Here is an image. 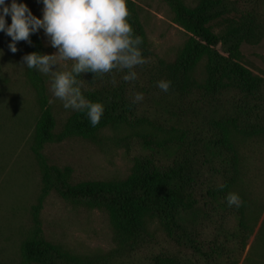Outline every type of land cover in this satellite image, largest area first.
Masks as SVG:
<instances>
[{
    "label": "trees",
    "instance_id": "16d2710c",
    "mask_svg": "<svg viewBox=\"0 0 264 264\" xmlns=\"http://www.w3.org/2000/svg\"><path fill=\"white\" fill-rule=\"evenodd\" d=\"M164 1L189 33L187 42L174 61L154 59L136 0H127L129 23L134 36L143 38L139 47L147 63L134 69L135 81L123 80L127 70L78 77L86 99L105 106L95 127L77 110L56 133L46 77L27 68L42 110L31 145L42 185L20 264H264V220L253 244L258 251L244 257L255 231L249 211L260 200L246 150L264 146V78L243 64L241 51L243 44L264 37V0ZM30 41V53L44 54L40 34ZM202 61L203 81L197 77ZM161 80L171 81L167 92L158 87ZM136 93L144 95L139 103H133ZM122 125L133 130L122 139L141 151L126 179L73 182L72 169L49 163L44 153L48 143L72 136L95 139L100 130ZM52 191L106 211L115 246L80 255L48 240L41 211ZM230 192L240 196V207L228 205ZM154 222L161 236L152 230Z\"/></svg>",
    "mask_w": 264,
    "mask_h": 264
},
{
    "label": "rangeland",
    "instance_id": "374dc122",
    "mask_svg": "<svg viewBox=\"0 0 264 264\" xmlns=\"http://www.w3.org/2000/svg\"><path fill=\"white\" fill-rule=\"evenodd\" d=\"M12 0H5L11 5ZM26 3L32 14L43 17V0H17ZM140 19L144 25L147 47L156 60L174 61L189 38V33L174 19L171 7L164 0H136ZM10 25L11 21L6 20ZM41 35L45 52L58 49L50 44L43 28ZM12 38L0 31V264H20L23 260V243L34 227L32 205L38 200L42 173L36 156L31 151L33 133L41 115L38 94L27 78L23 57L30 53L27 41L16 42L17 51L10 50ZM242 62L255 76L264 78V37L256 44H243ZM205 61L197 68V77H206ZM66 65V66H65ZM54 67H58L54 66ZM72 62H63L58 71L71 70ZM45 75V74H44ZM49 103L55 116V132H60L68 118L77 110L65 109L63 102L52 92L53 77L45 75ZM133 130L122 125L100 130L95 139L72 136L59 142L48 143L44 153L49 163L72 169V181L126 179L140 155L134 141L122 139ZM248 146L250 169L255 178L253 189L258 200L250 209L255 231L249 240L244 257L253 248L259 228L264 220V146ZM43 229L48 240L80 255H94L115 246L113 228L108 213L88 208L64 199L52 191L41 211ZM161 236L159 223L151 225Z\"/></svg>",
    "mask_w": 264,
    "mask_h": 264
},
{
    "label": "clouds",
    "instance_id": "9594fccd",
    "mask_svg": "<svg viewBox=\"0 0 264 264\" xmlns=\"http://www.w3.org/2000/svg\"><path fill=\"white\" fill-rule=\"evenodd\" d=\"M43 17L34 16L26 3L12 0L7 5L0 0V31L12 38L9 47L15 53L16 42L30 41V36L43 28L50 44L58 49L53 54L32 52L23 57L27 68L45 75H51V89L65 109L86 112L93 127L104 114L101 102H92L82 93V73L92 72L102 77L113 70L124 71V81H135L137 66L147 63L141 48L143 38L134 36L129 23L131 12L127 0H43ZM11 15V24L5 17ZM66 61L72 62L71 70L58 71ZM58 67H54L57 66ZM66 66V65H65ZM112 83L115 84V77ZM171 81L161 80L158 87L167 92ZM144 99L143 93H136L133 103ZM223 189L225 185L218 186ZM227 203L240 207L243 203L235 192L228 193Z\"/></svg>",
    "mask_w": 264,
    "mask_h": 264
}]
</instances>
